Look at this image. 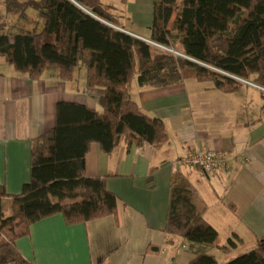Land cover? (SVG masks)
<instances>
[{"label":"trees","instance_id":"1","mask_svg":"<svg viewBox=\"0 0 264 264\" xmlns=\"http://www.w3.org/2000/svg\"><path fill=\"white\" fill-rule=\"evenodd\" d=\"M28 11L37 14L30 30L12 24L13 18L27 20ZM118 25L100 0H0V57L17 73L38 80L52 67L69 81L83 66L87 88L105 91L100 113L58 103L54 128L31 141L30 179L21 193L9 196L0 185V264H33L15 242L36 222L60 215L74 226L116 215L117 198L105 180L85 174L91 144L112 155L122 144L128 151L168 142L165 124L143 114L129 97L138 70L149 87L162 84L163 69H175L184 79L211 82L226 94L242 88L238 79L264 89V0H154L151 42L178 47L188 59L157 50L115 29ZM7 27L16 30L12 40ZM205 210L196 189L175 171L163 233L188 245L194 254L189 264H218L208 253L217 247L218 233L204 220ZM234 247L229 240L219 249L229 253ZM222 264H264V239Z\"/></svg>","mask_w":264,"mask_h":264},{"label":"crops","instance_id":"2","mask_svg":"<svg viewBox=\"0 0 264 264\" xmlns=\"http://www.w3.org/2000/svg\"><path fill=\"white\" fill-rule=\"evenodd\" d=\"M125 34L151 42L154 0H100ZM174 15L171 19L173 20ZM12 24L30 30L37 14ZM10 40L16 30L7 27ZM163 82L146 86L139 70L128 90L140 111L160 119L168 142L122 144L106 155L93 143L85 158L87 177L105 180L117 198L115 216L66 226L57 215L36 222L15 246L33 264H189L194 258L182 239L163 233L170 179L183 173L206 210L204 220L218 233L217 247L208 253L218 264L227 262L264 239V106L263 92L243 84L235 93H222L211 82L182 78L163 69ZM86 69L79 66L69 81L48 67L38 80L17 73L0 57V185L9 196L19 195L30 179L31 141L51 131L58 103H77L102 112L103 88H87ZM191 150H216L230 162V171L209 176L177 161ZM153 171L151 181L149 173ZM8 202L4 200V204ZM232 240L229 253L219 248ZM149 246L158 253H148Z\"/></svg>","mask_w":264,"mask_h":264},{"label":"built area","instance_id":"3","mask_svg":"<svg viewBox=\"0 0 264 264\" xmlns=\"http://www.w3.org/2000/svg\"><path fill=\"white\" fill-rule=\"evenodd\" d=\"M151 46L160 48L161 50L167 51L176 56V53L164 48L153 42H147ZM239 82L251 85L249 82L238 79ZM252 86V85H251ZM254 86V85H253ZM256 87V86H254ZM264 92V89L256 87ZM177 165L183 168H196L199 169L204 175L209 176L215 172H229L230 171V162L222 153L216 150H191L185 154L184 157L177 161Z\"/></svg>","mask_w":264,"mask_h":264},{"label":"rangeland","instance_id":"4","mask_svg":"<svg viewBox=\"0 0 264 264\" xmlns=\"http://www.w3.org/2000/svg\"><path fill=\"white\" fill-rule=\"evenodd\" d=\"M153 48H155V49H157V50H161L160 48H158V47H155V46H152ZM168 50H170V51H172V53H177L176 51H178L179 50V48L178 47H176L175 49H168ZM161 51H164V50H161ZM167 52V51H166ZM169 53V52H168ZM174 55V54H173ZM255 86V85H254ZM264 93V92H263Z\"/></svg>","mask_w":264,"mask_h":264},{"label":"water","instance_id":"5","mask_svg":"<svg viewBox=\"0 0 264 264\" xmlns=\"http://www.w3.org/2000/svg\"><path fill=\"white\" fill-rule=\"evenodd\" d=\"M118 30V29H117ZM119 31H121V30H119ZM122 32V31H121ZM124 33V32H123ZM142 41V40H141ZM147 43V42H146ZM176 56H178V57H181V58H185V59H188V58H186V57H184L183 55H181V54H178V53H176ZM195 63H197V62H195ZM197 64H199V63H197ZM199 65H201V64H199Z\"/></svg>","mask_w":264,"mask_h":264}]
</instances>
